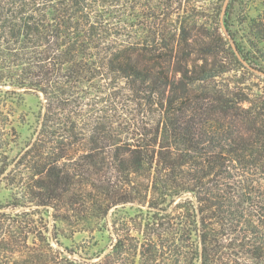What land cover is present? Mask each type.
<instances>
[{"label": "trees", "instance_id": "16d2710c", "mask_svg": "<svg viewBox=\"0 0 264 264\" xmlns=\"http://www.w3.org/2000/svg\"><path fill=\"white\" fill-rule=\"evenodd\" d=\"M242 1L0 0L2 143L44 96L0 150V264H264V10L240 36ZM126 204L109 252L60 242Z\"/></svg>", "mask_w": 264, "mask_h": 264}, {"label": "rangeland", "instance_id": "374dc122", "mask_svg": "<svg viewBox=\"0 0 264 264\" xmlns=\"http://www.w3.org/2000/svg\"><path fill=\"white\" fill-rule=\"evenodd\" d=\"M223 12L228 0H224ZM243 5L236 8L234 12L235 28H239L240 36L245 34L244 27L240 25L241 21L248 18L256 17L261 11L264 10V0H243ZM222 18V15H221ZM225 33V28L222 27ZM226 77L230 75H225ZM247 76V75H246ZM261 79V80H260ZM258 78H252L251 80L258 82L264 81L263 75ZM229 80H234L229 79ZM7 90V89H5ZM44 96L41 93L35 91L21 92V98L14 99L12 107L15 113L14 125L17 135H14L13 141L9 143H2L0 140V150L10 157L8 162H11L23 148H27L28 144L34 140L39 130V120L41 112L43 111ZM9 137V136H8ZM10 138V137H9ZM5 158L1 155L0 151V166H2ZM12 192L4 182H0V205H7L10 202L13 203ZM10 208V207H9ZM8 208V209H9ZM141 207L138 204H126L115 207L110 210L103 221H91L86 224L84 229L72 233L73 231L64 222H59L60 234L59 240L64 246L78 250L81 254L95 255L100 251L109 252L114 244V237L112 233V221L114 219H121L124 217L135 216L139 213ZM57 246V244H55ZM13 263V261L11 262ZM27 263V261L25 262ZM14 264V263H13Z\"/></svg>", "mask_w": 264, "mask_h": 264}]
</instances>
